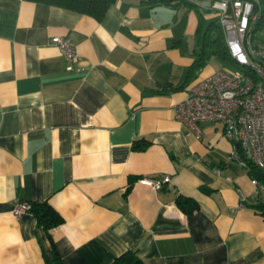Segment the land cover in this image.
Returning a JSON list of instances; mask_svg holds the SVG:
<instances>
[{
	"label": "crops",
	"instance_id": "obj_1",
	"mask_svg": "<svg viewBox=\"0 0 264 264\" xmlns=\"http://www.w3.org/2000/svg\"><path fill=\"white\" fill-rule=\"evenodd\" d=\"M185 1L117 0L98 20L0 0V264H48L36 217L14 214L33 201L64 217L51 233L65 264L130 249L144 264H264L246 163L219 123L196 138L175 116L188 87L221 69L211 56L187 73L200 18L220 24L214 0ZM58 36L76 45L72 70ZM137 139L150 144L134 150ZM164 176L158 190L138 182Z\"/></svg>",
	"mask_w": 264,
	"mask_h": 264
},
{
	"label": "built area",
	"instance_id": "obj_2",
	"mask_svg": "<svg viewBox=\"0 0 264 264\" xmlns=\"http://www.w3.org/2000/svg\"><path fill=\"white\" fill-rule=\"evenodd\" d=\"M257 0H214L210 8L217 12L224 42L234 68L218 69L191 84L183 100L175 106L177 120L184 123L196 138L202 136L204 123H219L222 134L232 143L231 157L264 169V42L257 39L253 23ZM74 69L79 54L67 37L54 38ZM162 178H140V184L154 190L169 182ZM256 199L264 198V186L252 177ZM241 200L245 198L241 195ZM22 202L14 210L17 218L30 211Z\"/></svg>",
	"mask_w": 264,
	"mask_h": 264
},
{
	"label": "trees",
	"instance_id": "obj_3",
	"mask_svg": "<svg viewBox=\"0 0 264 264\" xmlns=\"http://www.w3.org/2000/svg\"><path fill=\"white\" fill-rule=\"evenodd\" d=\"M40 1L50 5L61 6L69 9L76 10L81 13L89 14L96 19L100 20L106 14L108 8L117 0H33ZM164 3H170L173 0H160ZM185 4L191 5L188 1L180 0ZM152 2V0H148ZM254 11L257 13L258 18L253 23L254 32L256 33L264 27V0H257L254 4ZM204 23L203 18L199 20V26L197 28L198 41L200 43V49L196 53L195 61L188 68L187 73L190 74L194 70L202 67L206 61L215 56L218 59L226 62H233L232 58L227 50L224 42V35L221 27L215 22L211 21L207 24ZM205 26V27H204ZM261 41V40H260ZM264 41V40H262ZM171 89H177L179 87H172ZM150 142L145 139H137L133 142L132 148L134 150L144 151ZM251 177L257 179L262 186H264V169H260L250 162H246ZM264 195V190H262ZM187 198H179L177 203L183 209L184 204L188 202ZM30 211L37 219L36 234L40 242L42 251L48 264H65L60 256L54 238L51 231L64 223V217L48 202V201H33L30 202ZM197 204L192 205L191 208H196ZM254 207L261 214H264V198L258 200ZM111 264H144V262L137 256L136 249H130L119 256H115Z\"/></svg>",
	"mask_w": 264,
	"mask_h": 264
},
{
	"label": "rangeland",
	"instance_id": "obj_4",
	"mask_svg": "<svg viewBox=\"0 0 264 264\" xmlns=\"http://www.w3.org/2000/svg\"><path fill=\"white\" fill-rule=\"evenodd\" d=\"M257 37L259 38V40H261V42H264L262 40H264V27L261 28V30H259L257 32ZM215 61V63L218 65V67L222 68H234L235 64L234 62H226V61H222L218 58L213 59Z\"/></svg>",
	"mask_w": 264,
	"mask_h": 264
}]
</instances>
